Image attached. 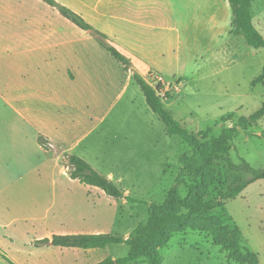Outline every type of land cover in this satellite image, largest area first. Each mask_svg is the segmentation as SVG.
<instances>
[{
    "label": "rangeland",
    "instance_id": "rangeland-1",
    "mask_svg": "<svg viewBox=\"0 0 264 264\" xmlns=\"http://www.w3.org/2000/svg\"><path fill=\"white\" fill-rule=\"evenodd\" d=\"M216 1L174 0L181 5L187 2L197 10L210 8ZM252 10L254 24L264 36V0H256ZM232 22L229 7L230 30ZM183 30L184 27L178 59L175 57L172 64L168 63L167 72L150 71L145 79L155 87L149 73L163 78V94H168L164 100L166 110L201 142L221 138L224 129H235L236 137L228 142L234 163L246 160L254 168H264V84L257 83L263 73L264 49L249 46L241 35L221 31V26L214 21L207 24L198 18L197 26L191 30L192 40H188L189 34ZM243 120L247 125L242 124ZM102 131L112 136V155L129 158L137 152L139 161L125 165L131 169L112 171L114 183L135 202L114 199L97 188L86 194L78 190V198L86 195L81 212L73 209L36 213L43 218L28 219L26 225L19 222V217L23 215L28 196L13 194L7 199L2 196L0 199L6 200L7 216L19 223L8 229L0 228V264H98L108 257H126L130 247L125 244L103 250H82L38 247L35 242L59 233H107L129 238L139 225H147L152 220L154 206L164 205L173 192L185 199L191 197L195 187H200L209 200L224 192L238 177V173L229 172L217 162L204 176L192 174L186 160L194 155V150L179 137L168 135L166 125L148 107L137 83ZM118 135H130L133 143L141 145L114 147V138ZM106 142L105 137L101 138L100 149L109 147ZM123 142L120 138L119 143ZM62 164L68 165L64 155ZM210 215L233 231L239 228L242 233L239 244L232 234L227 237L230 244L223 245L215 242L210 229L188 228L171 233L169 244L160 249L162 264H249L254 257L257 264H264V179ZM131 264H148V259Z\"/></svg>",
    "mask_w": 264,
    "mask_h": 264
},
{
    "label": "crops",
    "instance_id": "crops-1",
    "mask_svg": "<svg viewBox=\"0 0 264 264\" xmlns=\"http://www.w3.org/2000/svg\"><path fill=\"white\" fill-rule=\"evenodd\" d=\"M56 1L107 35L132 67L127 70L43 0H0V198L28 196L19 217L26 225L28 219L43 218L36 213L81 212L85 194L96 188L72 179L62 155L85 159L111 180L112 171L129 170L125 165L139 161L136 151L129 158L112 155V136L102 128L130 95L134 73H164L178 59L182 27L188 40L198 18L231 31L228 0L198 10L174 0ZM40 135L50 140V150L39 144ZM104 137L109 147L100 149ZM114 139V147L122 149L141 145L130 135ZM78 190L84 196L78 198ZM5 205L0 199L2 229L19 223L9 219Z\"/></svg>",
    "mask_w": 264,
    "mask_h": 264
},
{
    "label": "trees",
    "instance_id": "trees-1",
    "mask_svg": "<svg viewBox=\"0 0 264 264\" xmlns=\"http://www.w3.org/2000/svg\"><path fill=\"white\" fill-rule=\"evenodd\" d=\"M48 5L57 9L64 17L73 22L82 30L93 36L106 50H108L119 62L123 63L127 70L132 67L131 60L120 52L107 35L90 25L83 17L60 4L56 0H43ZM233 16L230 34L241 35L247 44L255 49H264V36L257 29L253 21V3L256 0H228ZM135 82L142 90L148 107L159 116L166 125L169 136L179 137L184 143L194 150V155L187 159V168L196 176H204L212 170L215 162L223 164L229 172L238 173L224 192L213 199L207 200L202 188L195 187L191 197L181 198L173 192L171 197L162 206H154L155 216L147 225H139L129 238L115 236L107 233L98 234H70L54 235L51 239L45 238L36 243L38 247L52 246L69 249H106L111 245L125 244L130 247V253L126 257L113 259L106 258L98 264H131L142 258L148 259V264H162L160 249L166 247L171 239V233L184 232L188 228L194 230H212V235L218 244H230L227 239L229 234L234 235V240L239 244L242 237L241 231L232 230L229 225H224L217 217L210 214L221 208L225 202L240 196L250 185L264 179V168H254L246 160L235 164L232 160L228 142L236 137L235 129H224L221 138H214L207 142H201L197 135L184 127L165 108L164 100L167 98L159 95V88L152 86L143 76L134 73ZM257 83L264 84V68L262 76ZM242 124L247 125L243 120ZM39 144L46 150H50L51 142L43 135L38 137ZM69 165V175L81 184L96 187L107 196L114 199H134L126 196V193L118 187L113 180L96 171L85 159L76 155H66ZM144 203V202H140ZM227 239L228 241H224ZM225 243V244H224ZM236 249L240 248L237 245ZM256 258L249 264H257Z\"/></svg>",
    "mask_w": 264,
    "mask_h": 264
},
{
    "label": "built area",
    "instance_id": "built-area-1",
    "mask_svg": "<svg viewBox=\"0 0 264 264\" xmlns=\"http://www.w3.org/2000/svg\"><path fill=\"white\" fill-rule=\"evenodd\" d=\"M149 77H150V80L152 82H155L157 86H155L156 88H159V95L161 97H165L164 94H163V90L165 89L164 88V85L165 83L163 82V78L162 77H159L157 75H154L153 72L149 73Z\"/></svg>",
    "mask_w": 264,
    "mask_h": 264
}]
</instances>
